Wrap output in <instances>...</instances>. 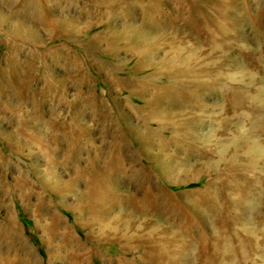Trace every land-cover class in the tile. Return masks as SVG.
I'll return each mask as SVG.
<instances>
[{"label": "rangeland", "instance_id": "obj_1", "mask_svg": "<svg viewBox=\"0 0 264 264\" xmlns=\"http://www.w3.org/2000/svg\"><path fill=\"white\" fill-rule=\"evenodd\" d=\"M61 48L69 59L57 62ZM0 81V162L10 161L0 180L11 193L0 223L10 216L8 236L32 250L25 260L264 264V0H0ZM132 82L149 86L146 98ZM41 94L45 105L29 102ZM146 99L163 113L148 118ZM77 141L88 153L57 174L71 183L83 171L79 194L62 202L38 177L50 150L63 162ZM99 150L103 173L127 172L123 203L93 224ZM20 176L31 207L12 189Z\"/></svg>", "mask_w": 264, "mask_h": 264}, {"label": "bare ground", "instance_id": "obj_2", "mask_svg": "<svg viewBox=\"0 0 264 264\" xmlns=\"http://www.w3.org/2000/svg\"><path fill=\"white\" fill-rule=\"evenodd\" d=\"M146 23H148V22H146ZM52 58L57 62H62L66 58L69 59V53L65 49L61 48L57 53H55L53 55ZM11 69H14L15 78H17V72H16V69H18L17 61H14V63L11 64ZM7 70L8 69L2 70V72H1L2 77H4L7 74V72H8ZM15 83H16V79H15ZM132 84L134 87H139L140 88L139 93L141 94L142 97L146 98L147 93L149 91V86H147V85L142 86L139 84H135L134 82H132ZM9 85H10V82H9ZM9 85H8V87H9ZM46 94H44V95L41 94L42 95L41 101L40 100L35 101V99H32V101H29V102H33V104L36 102V104L38 106L45 105V102L47 100ZM36 95H37V93L35 94V96ZM143 109H144V111H148V115H149L148 118H151L150 115L153 113H157V112L163 113V111H164V108L162 107L161 103L153 102V101H150L147 99L145 100V106ZM167 115H169V113ZM159 126H160V128H164V127H168L171 125H159ZM180 126L183 128V125H173V127L177 131L176 134L178 137L183 138V136L186 137L187 135L191 134L190 130H188L186 134H182L181 131H179ZM190 127H192V125H190ZM150 140L148 138H145V142H144L145 146H143L141 150L143 151V153L145 155L146 161L153 163V159L151 157V154L148 151V149L146 148V145H148L150 143ZM38 145H40V144H38ZM31 146H33V144H31ZM88 148H89V146H88ZM88 148L83 146L79 141L75 142L71 148L70 155H68V157L65 160H63V162L58 161L56 158L58 153H59V148H55L53 150H50V152L48 153V155L50 154L48 157V170L46 171V173L44 172L45 174L43 176L38 175L39 176L38 179L44 185V187L46 189H48V190L53 189V191L59 195L62 202L66 199V196L68 194H73L75 196L76 195L78 196V194H79L78 187H80L79 184L81 182L80 179H82V176H83V173H82L83 171L82 172L79 171L77 173L76 179L74 181H72L71 183L62 182L60 176L58 175L59 173L57 174V171L59 168L67 167L70 164L79 165L83 161V155L88 153V151H89ZM124 148L125 147H122V146L118 148L119 154L124 153ZM101 154H102V152H101V150H99L97 153V156L94 160L93 167H92L94 171L98 172L99 174L101 173L98 176V179L100 180V185L98 186L97 190H95V192L92 195L87 196V200H86V202H87L86 205H88V208H89V215L88 216L92 221L91 223H93V224L105 222L106 220L112 219L114 209H116L120 204L123 203L122 200L120 199V196L117 194V190H118V188H120L119 187L120 186L119 185L120 179L122 177H124L126 175V172H127L123 167L117 168L118 165H115V166L113 165L110 167V169L108 171L103 173L101 171L102 168L100 166ZM3 166H7V167L10 166V161L7 159V157L4 158L2 160V162H0V168ZM33 171L37 174L39 172L38 167L34 166ZM27 180L24 179V176H20L18 178V180L15 181V184L12 186V189H14V190L19 189L22 192L23 200L28 203L29 207H31L32 206L31 205V198H33L34 193L32 192L31 188H29V184L27 183ZM30 180L32 181V179H30ZM143 181H144V179H143ZM2 183H3V181L0 180V203L4 199L3 196L6 197V196H9L11 194L9 192L5 193L6 184H4V183L2 184ZM35 183L36 182H34V184ZM121 185H122V183H121ZM28 189H30V190H28ZM48 207H49V203H47L45 200L43 201L41 198L40 203L38 204V206H36V209L38 208V212L41 214L45 210H47ZM154 208H153V210H154ZM34 214H35V212H34ZM7 217H10V216L6 215V218L4 219V221H2L0 223V264H31V262H29L28 260H25V258H24V255L26 253L28 254V252L32 251V250L30 251V248L27 246L28 244L27 245L22 244L18 240V238L14 237V236H8L9 234H12V222H10ZM231 225H232V223H231ZM110 229L113 231L114 227H111ZM116 229H117V227H116ZM127 229H128V227H127ZM129 229L132 232L134 231L135 238H139L140 236H142L143 231L141 229H135V228L133 229L131 227ZM108 230H109V228H108ZM107 231H105V232H107ZM24 242H25V240H24ZM219 251H220V249H219ZM222 252H223V250L221 251V253ZM10 254L14 255V257L11 259H9L8 256L6 257V255H10ZM167 262H168V264H178V262L175 261L171 257H168ZM143 264H145V263H143ZM214 264H216V263H214Z\"/></svg>", "mask_w": 264, "mask_h": 264}]
</instances>
